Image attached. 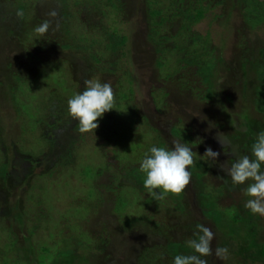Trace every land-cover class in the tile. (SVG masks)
I'll return each mask as SVG.
<instances>
[{
    "label": "rangeland",
    "instance_id": "1",
    "mask_svg": "<svg viewBox=\"0 0 264 264\" xmlns=\"http://www.w3.org/2000/svg\"><path fill=\"white\" fill-rule=\"evenodd\" d=\"M197 6L204 14L190 23L184 13ZM242 15V0H0V264H62L67 251L71 264H173L169 245L193 254L197 225L212 229L213 253L228 249L226 261L213 254L208 264H264L245 253L242 220L264 245V217L244 207L250 182L233 185L220 168L251 156L242 116L254 122V142L264 131L254 74L242 77L264 28L249 30ZM87 79L110 82L115 105L80 134L67 101ZM171 130L189 137L199 167L181 195L155 200L139 168L151 147L181 143ZM209 147L220 153L215 164L199 157ZM202 193L213 205L200 204ZM213 207L220 227L240 232L218 230L204 215Z\"/></svg>",
    "mask_w": 264,
    "mask_h": 264
},
{
    "label": "clouds",
    "instance_id": "2",
    "mask_svg": "<svg viewBox=\"0 0 264 264\" xmlns=\"http://www.w3.org/2000/svg\"><path fill=\"white\" fill-rule=\"evenodd\" d=\"M22 16L21 12L17 13ZM48 21L35 27L39 35L47 33ZM115 93L110 82L99 80L84 81V90L75 94L67 101L68 116L78 122L80 134L93 133L99 127L98 120L106 112L114 110ZM216 139L225 149L231 146L227 135L218 132ZM198 154L188 143L175 142L171 149L153 146L140 164L139 171L145 174L143 186L155 200H163L169 196H179L191 183L192 174L189 171L195 164ZM220 153L210 147L203 156L205 162L216 163ZM221 170L231 179L233 185H245L244 195L248 198L244 207L253 214L264 217V131L260 132L251 149V156L245 155L235 162L220 165ZM223 179V177H218ZM198 235L189 239L187 246L193 254L174 256L173 264H208L204 257L215 256L226 261L228 249L217 247L213 253L212 241L215 235L210 227L197 225Z\"/></svg>",
    "mask_w": 264,
    "mask_h": 264
},
{
    "label": "trees",
    "instance_id": "3",
    "mask_svg": "<svg viewBox=\"0 0 264 264\" xmlns=\"http://www.w3.org/2000/svg\"><path fill=\"white\" fill-rule=\"evenodd\" d=\"M242 12H243V19H244V24L247 25V27L249 28V30H253L255 28H258L259 26H263L264 28V0L263 1H259V0H242ZM204 14V9H202L200 6H197L196 9L190 12H185L184 16L186 18L187 21H189L190 23H195L197 21H199L202 16ZM151 17H155V15H159L158 11H152L150 13ZM117 37V36H115ZM122 38V39H121ZM120 40V41H119ZM126 39L124 37H120L118 40H116L115 42L112 43V50H114L116 47H123V45L125 44ZM195 39H193L191 42H194ZM204 43L206 44V39L204 41ZM249 47V46H248ZM247 50V49H246ZM244 53V52H243ZM196 53H194L195 55ZM245 54H247V59L243 60V65H242V77H245L246 71H251L254 74L255 80L257 82V86L254 90V96L255 99L253 101L254 104V110L255 112H257L258 114H260L262 116V121H263V127H264V48L263 49H259L257 48L256 52H252L250 50V52L247 50L245 52ZM256 54V56H255ZM254 58V59H251ZM195 60V58H194ZM193 60V61H194ZM192 61V62H193ZM219 62V61H217ZM216 62V63H217ZM190 63V62H189ZM214 62H209L207 64L204 65V68L201 69V72H206V71H210V69L213 68ZM246 66L250 67L251 69H244ZM245 82V81H244ZM243 83V82H242ZM245 84V83H243ZM205 100H208V92L204 93L202 96ZM203 99V100H204ZM242 122H244V128H246V136L249 139V144L253 145L254 144V139L252 138V128L254 126V122L251 119H248V117L246 116H242ZM171 137H175L177 140L181 141V143H188L189 144V137L187 135H185L184 133H181L177 130H171L170 133ZM254 137V135H253ZM191 144V143H190ZM251 147V146H250ZM32 163V160H30ZM35 162V161H34ZM193 167H199V164L197 162H195ZM145 175V174H144ZM193 177L195 179V181L200 182L202 174L199 173H194ZM145 179V176L143 177V181ZM142 181V182H143ZM201 185V183H200ZM202 187V186H201ZM200 199V204L206 207H210L209 205H213L212 200H214L212 197H209L208 195H204L203 193L200 195L199 197ZM211 200V201H210ZM147 201H151L147 200ZM204 215L206 217H208L209 219L215 221V224L217 225V229L218 230H225L227 233H229L230 235H233L236 232H240L235 230V229H228V227L224 228V227H220V223L219 221L221 220V215L219 212H217L214 207L211 210H208L206 212H204ZM224 219V218H223ZM227 221V219H225ZM230 220L233 221V223H237L239 222L241 219L237 216L235 217H230ZM249 218H247V220H245V222L242 220V229L247 228L245 234L247 236V242L248 245L246 246V250L245 253L247 251H252L253 255L251 254V256L253 258H255L256 260H264V245L263 244H256L255 243V237L253 232H250L249 229V225L250 223ZM222 228V229H221ZM224 233V232H223ZM226 235V233H225ZM230 235H226V236H230ZM170 246V252H172V254H178V250H182L181 246L175 243H172L169 245ZM70 255L68 258L66 256ZM63 256H65V260L61 263L62 264H71L73 261V258L71 257V253L69 251L65 252L63 254ZM250 256V257H251ZM64 258V257H63ZM81 261L82 264H90V262L87 259H79ZM33 263L35 264H43L44 262L40 259L38 261H33ZM32 262L28 263V264H33ZM7 264V263H4Z\"/></svg>",
    "mask_w": 264,
    "mask_h": 264
}]
</instances>
